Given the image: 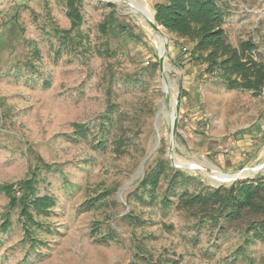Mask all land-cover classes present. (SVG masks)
Listing matches in <instances>:
<instances>
[{
	"label": "rangeland",
	"instance_id": "obj_1",
	"mask_svg": "<svg viewBox=\"0 0 264 264\" xmlns=\"http://www.w3.org/2000/svg\"><path fill=\"white\" fill-rule=\"evenodd\" d=\"M160 1L84 0L81 28L90 33L91 53L64 49L55 58L58 43L50 24L69 27L61 1L0 0V264H247L235 256L244 248L238 233L216 240L204 229L194 231L193 221L173 206L151 208L132 197L129 203L125 200L158 149L170 162L169 113L176 98L172 157L178 164L194 166L184 171L213 186L218 181L212 174L264 164V89L253 95L202 75L203 65L189 60L191 45L161 27L167 51L160 72L161 38L142 8L153 12V4ZM218 2L226 8L228 42L237 46L251 40L254 57L264 62V0ZM102 22L108 29L104 37L96 29ZM23 38L36 40L41 50L34 72L22 66L27 55ZM95 48H107L109 55H97ZM109 89L116 126L106 149L99 150L97 130ZM73 123L86 125L89 137H71ZM121 132L124 151L118 154L112 142ZM37 166H42L39 193L52 196L55 203L36 216L44 228L35 232L38 241L31 244L2 187L15 185ZM258 172L264 176V166ZM107 189L120 203L115 209L82 207L87 198ZM111 210L129 211L145 223L136 227L111 220ZM6 221L9 226L3 230ZM109 223L118 235L103 242ZM243 250L253 264H264V239ZM136 252L141 255L136 257Z\"/></svg>",
	"mask_w": 264,
	"mask_h": 264
},
{
	"label": "trees",
	"instance_id": "obj_2",
	"mask_svg": "<svg viewBox=\"0 0 264 264\" xmlns=\"http://www.w3.org/2000/svg\"><path fill=\"white\" fill-rule=\"evenodd\" d=\"M59 1L65 8L69 27L61 28L54 23L50 24L51 33L58 43L54 48V57L58 58L64 49L81 55L91 53L90 33L81 28L84 0ZM225 16L226 8L218 0H163L153 4L154 21L191 45L189 60L203 65L202 75L219 80L228 89L260 95L264 89V62L254 57L256 46L251 40L241 41L237 46L228 42L223 27ZM96 29L104 37L108 31L107 22L100 23ZM23 43L27 48V55L22 66L29 72H34V62L39 63L42 57L41 50L34 39L23 38ZM104 51L109 55L107 48H95L94 52L105 55ZM155 65L148 68L150 73L155 70ZM20 68L17 64V71ZM18 73L19 76L23 74L21 71ZM110 92V89L107 90V109L101 115L97 130L99 141L95 148L99 150L106 149L108 135L116 126L112 117L114 104L110 99ZM72 127L74 132L71 137H89L90 129L86 125L73 123ZM121 135L112 142L113 149L118 154L124 151L125 138ZM39 162L44 165L40 160ZM42 166L30 169L29 174L15 185L2 187L9 198L10 210H18L26 240L31 244L38 241L35 232L44 228L36 216L46 214L55 203L52 196L39 193L38 174ZM111 194V190H103L87 198L82 207L85 210H99L105 206L115 209L120 203L110 198ZM131 197L140 206H173L185 218L193 221L191 227L194 231L204 229L216 240L231 232L238 233L244 244L243 249L254 240L264 239V176L260 172L253 178L234 181L228 185H205L196 176L172 167L162 156L161 149H158L155 158L146 164L135 187L127 191V203L131 201ZM109 218L123 220L136 227L145 223L144 219L129 211L120 214L111 210ZM8 224L9 221L4 222L2 229L5 230ZM117 235L109 223L101 241L114 240ZM243 249H239L235 256L245 259L247 264H253ZM140 255L141 253L136 252V257ZM146 264L161 263L147 261Z\"/></svg>",
	"mask_w": 264,
	"mask_h": 264
},
{
	"label": "water",
	"instance_id": "obj_3",
	"mask_svg": "<svg viewBox=\"0 0 264 264\" xmlns=\"http://www.w3.org/2000/svg\"><path fill=\"white\" fill-rule=\"evenodd\" d=\"M152 18H153V20H148V22L150 23V25L153 28V30L161 38V48H160V54H159V58H158V65L160 67V72H162L164 59H165V55H166V51H167V39L164 36V34L162 33V31L159 29V27H161V28H163V27L161 25H158L154 21L153 12H152ZM164 97H165V100H166L167 99L166 87H165V91H164ZM177 109H178V101H177V98H176L175 101H174V109H173L172 112L169 113L170 136H169L168 149H167L168 157H169L171 166L179 168L181 170H190V169L194 168V166L178 164V163H176L173 160V157H172L173 156V147H174L175 135H176V124H177L176 112H177ZM157 142H158V140L155 142V144L151 148L150 152L141 161V163L139 165V169H138L139 172H141V170L143 169L144 163L150 157L151 153L156 149ZM263 166H264V164L256 165V166H253V167L243 168V169H241V170H239V171H237L235 173H232V174L218 172L217 175H215V174H212V175L218 181L215 185H220V184L228 185V184H230V183H232L234 181H238V180L249 178L250 174L258 173L259 169L261 167H263Z\"/></svg>",
	"mask_w": 264,
	"mask_h": 264
},
{
	"label": "bare ground",
	"instance_id": "obj_4",
	"mask_svg": "<svg viewBox=\"0 0 264 264\" xmlns=\"http://www.w3.org/2000/svg\"><path fill=\"white\" fill-rule=\"evenodd\" d=\"M143 10H144V13H145V15H146V18H147V20H153V18H152V12L149 10V8H148V6H146V5H143ZM144 20V19H143ZM146 20V21H147Z\"/></svg>",
	"mask_w": 264,
	"mask_h": 264
}]
</instances>
